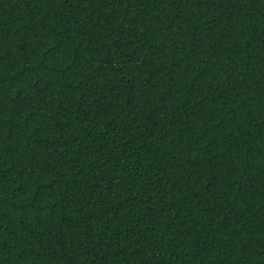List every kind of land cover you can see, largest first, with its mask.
I'll return each mask as SVG.
<instances>
[{
    "label": "trees",
    "instance_id": "16d2710c",
    "mask_svg": "<svg viewBox=\"0 0 264 264\" xmlns=\"http://www.w3.org/2000/svg\"><path fill=\"white\" fill-rule=\"evenodd\" d=\"M0 264H264V0H0Z\"/></svg>",
    "mask_w": 264,
    "mask_h": 264
}]
</instances>
